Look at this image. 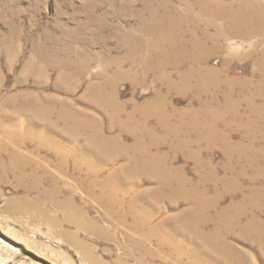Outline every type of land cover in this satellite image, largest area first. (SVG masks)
<instances>
[{"label": "rangeland", "instance_id": "obj_1", "mask_svg": "<svg viewBox=\"0 0 264 264\" xmlns=\"http://www.w3.org/2000/svg\"><path fill=\"white\" fill-rule=\"evenodd\" d=\"M197 1L0 0V264H264L248 42L199 66L237 80L212 94L181 83L191 64L150 70L145 45L198 26Z\"/></svg>", "mask_w": 264, "mask_h": 264}, {"label": "bare ground", "instance_id": "obj_2", "mask_svg": "<svg viewBox=\"0 0 264 264\" xmlns=\"http://www.w3.org/2000/svg\"><path fill=\"white\" fill-rule=\"evenodd\" d=\"M194 5L198 7V11H193L195 7ZM189 10L195 12L196 15L201 13L206 17L202 18L203 21L198 26L194 27L190 15H178L177 19H175L174 21V24L168 30L169 32H173L175 30L177 32L181 31L180 39L178 41L169 39L172 38L170 36L171 34L167 37V33L165 32L166 29L163 28V32L158 38L161 41L159 40L158 42L154 43H152L151 41V43H147L145 47L149 48L150 53H159L161 55H159V58L153 63H151L150 61V70L158 72L160 74L159 77L161 79H168L171 81V75L166 74L165 72L168 68H171L172 70L178 72L181 66L191 64L193 65V68L184 71L182 74H180L179 79L181 83L189 87L191 86L192 80H196L201 86L199 90H201L203 93L212 94L213 91L220 89L223 85H229V87L231 88L234 87V85L237 84V80L229 79L224 84L220 80V78L222 77L221 71L211 67L202 68L199 66L204 65L209 61L211 57L221 54L224 50L226 51L227 49L229 51L231 48L229 44L232 40H238L242 43L248 42L250 51L248 52L246 58L254 59L257 69H259V71L261 72V78L259 80V83L257 84L254 91L251 93V95L254 98L263 96L264 0H236V2L231 5L222 4L220 0H202L201 2L197 1L196 3L190 5L182 14H187ZM178 20H180V22ZM156 23L157 22H155V24ZM155 24L153 23V26H157V24ZM160 25L161 24L159 23L158 26ZM151 26L152 24L150 25V27L148 26L149 29H147V27L145 28L147 32L151 30ZM183 28H188V33L186 31H182ZM210 31H213L214 33H210ZM151 35L154 34H152L151 32ZM187 37H189V39ZM163 38L165 41L163 40ZM254 38L260 39L259 42L254 43L252 41V39ZM164 42H167L166 45ZM166 47H168V49ZM66 74V72L60 74L62 78L64 77L63 81H67L65 77ZM251 86H255L254 81L248 80L244 82L243 87L247 88ZM243 91H245V88L243 89ZM93 93L97 97H99L100 100L102 99L104 101L107 99L106 94L104 92H101V90L100 92L94 90ZM230 95V92L227 93L228 97ZM114 108L116 114L117 112L121 113L123 111V108L121 106L115 105ZM152 110H156V107H154L153 109L150 108V111ZM190 226L191 230L193 231L194 226ZM192 235L195 236L196 234L194 233ZM212 246L214 247L215 244H213ZM176 251L182 253L179 248H177ZM189 255L192 256V253H190Z\"/></svg>", "mask_w": 264, "mask_h": 264}]
</instances>
